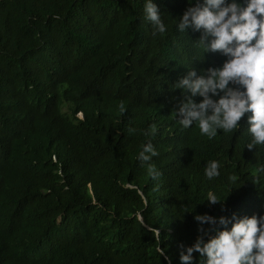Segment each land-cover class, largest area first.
Segmentation results:
<instances>
[{"label":"trees","instance_id":"trees-1","mask_svg":"<svg viewBox=\"0 0 264 264\" xmlns=\"http://www.w3.org/2000/svg\"><path fill=\"white\" fill-rule=\"evenodd\" d=\"M155 2L164 34L143 0H0V264H160L158 244L176 264L193 209L259 213L264 147L243 149V127L209 140L174 118L173 83L212 57L175 29L185 0ZM149 139L157 155L140 162ZM209 190L224 213L202 203Z\"/></svg>","mask_w":264,"mask_h":264},{"label":"clouds","instance_id":"clouds-1","mask_svg":"<svg viewBox=\"0 0 264 264\" xmlns=\"http://www.w3.org/2000/svg\"><path fill=\"white\" fill-rule=\"evenodd\" d=\"M142 11L153 35L166 32L155 0H143ZM177 16L176 31L196 33L194 46L202 58L210 54L212 59L199 74L189 67L173 83V89L180 90L173 110L176 122L181 129L195 125L209 140L218 130L230 133L243 127L248 137L243 149L264 147V0H185ZM155 131V125H150L145 135ZM156 155L149 139L140 146L136 159L147 162ZM220 168L218 160L207 161L204 179L219 176ZM147 172L153 180L160 175L151 164ZM256 174H264V165L257 166L253 179ZM228 179L231 183L235 177ZM204 202L205 207L217 205L220 213L226 211L225 199L211 190ZM259 209L250 215L234 211L212 215L193 209L196 235L190 243H177L176 264H264V201ZM156 235L158 239V229ZM167 248L157 245L160 264H173Z\"/></svg>","mask_w":264,"mask_h":264},{"label":"rangeland","instance_id":"rangeland-1","mask_svg":"<svg viewBox=\"0 0 264 264\" xmlns=\"http://www.w3.org/2000/svg\"><path fill=\"white\" fill-rule=\"evenodd\" d=\"M65 110H66L65 106H63L62 111H65ZM78 116L80 117V114Z\"/></svg>","mask_w":264,"mask_h":264},{"label":"water","instance_id":"water-1","mask_svg":"<svg viewBox=\"0 0 264 264\" xmlns=\"http://www.w3.org/2000/svg\"><path fill=\"white\" fill-rule=\"evenodd\" d=\"M138 218H139V220H141L140 216Z\"/></svg>","mask_w":264,"mask_h":264}]
</instances>
